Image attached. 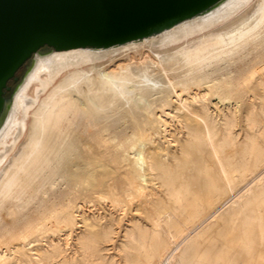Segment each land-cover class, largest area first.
Instances as JSON below:
<instances>
[{"label": "bare ground", "instance_id": "6f19581e", "mask_svg": "<svg viewBox=\"0 0 264 264\" xmlns=\"http://www.w3.org/2000/svg\"><path fill=\"white\" fill-rule=\"evenodd\" d=\"M263 34L264 0H217L160 32L122 44L37 50L0 112V264H77L51 240L50 249L25 243L35 229L55 226L49 214L58 204L48 207L42 198L23 212L16 203L39 176L48 179L60 171L67 182L94 189L103 182L94 170L108 173V163L118 166L123 160L131 168V191H144L150 181L159 180L173 203L155 216L154 209L147 212L154 216L152 231L138 223L127 231L126 264H264V147L250 139L238 145V152L231 110L238 98L223 93L225 85H238L264 94V40L257 42ZM248 45L253 46L244 53ZM235 56L239 64L250 57L248 70L236 76L217 67ZM257 98L264 118V96ZM226 103L228 114L221 109ZM260 117L250 112L244 119L256 126ZM220 122L227 130L222 136ZM62 145L72 157L57 154ZM109 152L115 154L111 162L97 159ZM111 232L107 229L106 235ZM83 238L80 243L87 246ZM26 245L32 252L24 251ZM93 258L90 264H96Z\"/></svg>", "mask_w": 264, "mask_h": 264}, {"label": "rangeland", "instance_id": "374dc122", "mask_svg": "<svg viewBox=\"0 0 264 264\" xmlns=\"http://www.w3.org/2000/svg\"><path fill=\"white\" fill-rule=\"evenodd\" d=\"M264 40V34L259 38V40L257 41L258 43H262ZM260 41V42H259ZM194 45V43H193ZM263 45H264V42H263ZM253 46V45H252ZM251 45H248L246 46V49L244 51V53H247L248 50L250 51V49L252 48ZM256 47H258V50L262 47L261 45H256ZM247 51V52H246ZM256 51V50H255ZM233 60H231L230 58L229 59H226L225 61H221L217 67L218 68H221L220 70L225 73L226 71L225 70H231L233 72L234 75H239L241 72L245 71L246 69L248 70V68L250 67V62H249V59H247L246 61H244L243 63L241 62L240 64L237 63L235 61L236 59V56L235 58L233 57L232 58ZM226 62V63H225ZM234 62V64H233ZM233 65H232V64ZM237 63V64H236ZM226 64V65H225ZM248 65V66H247ZM224 66H226L224 68ZM230 66V67H229ZM235 66V67H234ZM228 67V68H227ZM248 67V68H246ZM224 70H223V69ZM234 68H236V70H234ZM238 68V69H237ZM235 71V72H234ZM239 71V72H238ZM25 75V69H24V66L17 72V78L16 79H12L9 81L8 83V89L5 91V95L7 96H10L12 95V93L15 91V89L17 88V86L21 83L23 77ZM226 86V89L223 90V93H226L224 95H232L234 97H237L238 99H236V103L231 110H233L234 114H235V123L234 125L232 126V133H233V137L236 138V143H237V150L239 149L238 152H240V149H242L243 146H245L246 144H249L250 143V139H254L258 144L262 145V147H264V118H262L261 115L258 114L259 110H260V102H258V100L260 101V99H258L257 97L259 95H262L264 96V94H262L263 92L259 90V88H253V89H250L249 92L248 90H243L244 87H240L238 85H234L233 86ZM224 86V87H225ZM230 89H229V88ZM233 87V88H232ZM237 88V89H236ZM233 89V90H232ZM236 89V90H235ZM227 90V91H226ZM230 90V91H229ZM242 90V91H241ZM238 91V92H237ZM244 91H247V92H244ZM256 91V92H255ZM232 92V93H230ZM237 92V93H236ZM244 92V93H243ZM254 92V93H253ZM259 94H258V93ZM262 92V93H261ZM241 94V95H239ZM258 94V96H257ZM238 95V96H237ZM256 96V97H255ZM251 98V99H250ZM241 99V101L239 100ZM258 99V100H257ZM247 100V101H246ZM253 100V102H252ZM255 100V101H254ZM255 102V103H254ZM249 104V105H248ZM226 105V106H225ZM225 105H221V109H223V111H225L227 114L230 112V109H228L227 107V103ZM241 105L244 107H241ZM251 105H252V108L255 106V108H251ZM259 105V107H258ZM236 106V107H235ZM249 106V108H248ZM223 107V108H222ZM241 107V108H239ZM237 109V110H236ZM258 109V111H257ZM240 110V111H238ZM255 110V111H254ZM242 112V113H241ZM244 112V113H243ZM247 112H252V114H254V116L256 117H260L258 118L257 122L258 124H260L258 126L257 122H256V126L254 125H251L250 122L247 123V121L244 119V117L247 119V116L249 115V113ZM238 113V114H237ZM247 113V114H246ZM241 114V115H240ZM256 114H258V116H256ZM243 115V117H242ZM240 118V119H239ZM242 118V119H241ZM260 119V120H259ZM238 120V121H237ZM223 122V121H222ZM244 122V123H243ZM246 122V124H245ZM262 122V123H261ZM223 124V123H222ZM221 122L219 124H217V127H219V131H220V135L222 136V134L226 133V126L225 124L222 125ZM243 124V125H242ZM249 124V125H248ZM263 124V125H262ZM248 125V126H247ZM245 126H247L246 128H244ZM254 126V127H253ZM223 127L225 130H223ZM252 128V129H251ZM263 128V129H262ZM248 129V130H247ZM258 129V130H257ZM222 130V131H221ZM236 130V131H235ZM244 131V132H243ZM260 131V133H259ZM238 133V134H237ZM237 134V135H236ZM246 134V135H245ZM250 136H248V135ZM251 134V135H250ZM258 134L261 136L259 137ZM253 135V136H252ZM254 135H255V138H254ZM237 136V137H236ZM245 138H243V137ZM247 136V137H246ZM244 141H242V140ZM263 139V140H262ZM240 141H242L243 143H241ZM240 142V143H239ZM261 142V143H260ZM239 143V144H238ZM263 143V144H262ZM242 146L241 148L239 146ZM138 148V147H137ZM65 153L66 157H72V152H70L69 150H67L65 148V145H62L59 149V151L57 152L58 155H60L61 153ZM237 152V153H238ZM69 153V155H68ZM71 154V155H70ZM112 154V155H111ZM109 155V156H108ZM114 152H109L108 154H106V156L104 155V157H100L98 156L97 159L99 160H105V162H111V158L114 156ZM111 156V158H110ZM58 158V157H57ZM122 157H120L121 159ZM108 159V160H107ZM126 161V162H125ZM123 160L121 165H114L113 162L112 163H108L110 164V169L108 170L109 172H100L97 170V168L94 170V176L95 177H100L102 179V184L99 185V187H96V188H92L91 189V186L88 184L86 185L85 183L81 184V183H77V184H74V183H69L67 182V180L64 178L63 175H60L62 174V172L60 171H57L55 173V176L53 175L52 177L50 178H42L43 176H39L37 178L34 179V182L32 184V186L27 189V191L25 192V194L23 195L22 197V200L21 201H18L16 203L17 207L22 210L23 212H27V211H31L33 210V208H35L34 206H37L39 200H41L42 198H47L48 199V204L49 206L48 207H52L53 204L54 206L57 205L56 209L59 208L58 210H55V212H51L49 214L50 218H52V220H56V223H55V226L52 227L51 225L49 226V228L47 230H42V231H39L37 229H35V233L32 232V233H28L27 234V241L25 242L26 244L28 242H33L32 245H35V242H36V247L38 246V249H44V248H47L48 246V242L49 244L53 241L55 243H58L60 245H62L61 247H64L66 248L65 250V254L67 255V257L69 259L71 258H75L77 262V264H90L92 258L96 261V264H126L125 263V260H124V256H125V251L123 249V245L126 243L125 241L127 240V237H126V233L129 229H131L135 223H138L140 224L142 227L144 228H148L149 227V230L152 231V229H154V225L153 224V218L154 216L156 215V213L159 211V209H161L162 207L163 208H166V207H170V206H173L171 205L172 203V200L171 198L168 196V193H167V188L166 186H164L163 184L159 183V180L155 181L154 183V180L153 182H149L148 185H145L144 187V191H141V192H137L135 189L133 191H131V189H133L129 184V176L130 175L129 173L131 172L130 171V167L126 164H128V160ZM112 165V166H111ZM126 168L127 171H123L124 169ZM130 169H129V168ZM121 168V169H120ZM119 169V170H117ZM123 169V170H122ZM121 170V171H120ZM130 172H129V171ZM116 171V172H115ZM113 172V173H112ZM99 173V175H98ZM111 173V174H110ZM103 174V175H102ZM110 175V176H107ZM116 174V175H115ZM118 174V175H117ZM122 177H121V176ZM124 175V177H123ZM153 175V174H152ZM151 175V178H155V176ZM58 176V177H57ZM63 176V177H62ZM107 176V177H106ZM126 176V177H125ZM110 177V178H109ZM120 177V178H119ZM59 178V179H58ZM64 178V179H63ZM104 178V179H103ZM106 178V179H105ZM108 178V179H107ZM122 178H125V179H122ZM43 179V180H42ZM52 179V181H51ZM61 179V180H60ZM116 181V184H115V180ZM42 180V181H41ZM48 180V181H47ZM49 180L51 182H49ZM121 182H120V181ZM124 180L126 182H124ZM65 181V182H64ZM110 181V182H109ZM40 182V183H39ZM42 182V183H41ZM58 184H57V183ZM118 182L121 184L118 185ZM67 183V184H66ZM113 187H111V185ZM128 183V184H127ZM152 183V184H150ZM44 184V185H43ZM48 184V185H47ZM65 184V185H64ZM85 184V185H84ZM59 185V186H58ZM64 185V186H63ZM67 185V186H66ZM74 185V186H73ZM79 185V186H78ZM107 185V186H106ZM110 185V186H109ZM124 185V186H123ZM161 185V186H160ZM36 188H35V187ZM50 186V187H49ZM84 188H82V187ZM110 188H109V187ZM118 186V187H117ZM123 186V187H121ZM69 187V188H68ZM127 187V188H126ZM129 187V189H128ZM45 188V189H44ZM61 188H63L61 190ZM68 188V189H67ZM113 188V189H112ZM117 188V189H116ZM119 188V189H118ZM124 188V189H123ZM131 188V189H130ZM72 189V192L70 190ZM74 189V190H73ZM128 189V190H126ZM43 190V191H42ZM51 190V192H49ZM59 190V191H58ZM80 190V191H79ZM117 190H118V193H117ZM126 193H125V191ZM154 190V191H153ZM37 191V192H36ZM40 191V192H39ZM45 191L47 192V194H45ZM61 191V192H60ZM78 191V193L76 192ZM88 191V193L86 192ZM110 191V193H109ZM121 191V192H120ZM124 191V192H123ZM131 193H130V192ZM156 191V192H155ZM160 191V192H159ZM68 192V193H66ZM70 192V193H69ZM75 192V193H74ZM83 192V193H82ZM95 194H93V193ZM99 192V193H98ZM101 192V194H100ZM113 192V193H111ZM123 192V193H122ZM137 192V193H136ZM159 192V193H158ZM164 194H162V193ZM38 193V194H37ZM40 193V194H39ZM50 193V194H48ZM82 193V194H81ZM98 193V195H96ZM151 193V194H149ZM158 193V194H157ZM166 193V194H165ZM66 194V195H65ZM68 194V195H67ZM72 194V195H71ZM104 196H103V195ZM108 194V195H107ZM114 195V196H111V195ZM116 194V195H115ZM124 194V195H123ZM154 194H155V197H154ZM162 194V195H161ZM54 195V196H53ZM57 195V196H56ZM71 195V196H70ZM76 197L74 199V196ZM91 195H95V196H98L97 197H93ZM106 195V196H105ZM119 195V196H117ZM132 195V196H130ZM160 195V196H159ZM38 196V197H37ZM48 196V197H47ZM62 196V197H61ZM65 196V197H64ZM87 196V198L85 197ZM109 196V198H108ZM117 196V197H116ZM130 196V197H129ZM158 196V197H157ZM64 197V198H63ZM92 197V198H91ZM99 197L101 199H99ZM103 197V198H102ZM113 197V199L111 198ZM115 197V198H114ZM129 197V198H128ZM146 197V198H145ZM153 197V199H152ZM157 199L155 200L154 198ZM163 197V198H161ZM170 200H168V198ZM33 198V199H32ZM38 198V199H37ZM59 199L58 201L55 200V199ZM66 198V199H65ZM73 198V199H71ZM86 198V199H85ZM119 198V199H118ZM149 198V199H147ZM52 201H51V200ZM55 201H54V200ZM63 199V200H62ZM85 199V200H84ZM88 199V200H87ZM104 199V200H102ZM115 200V199H118L116 201H113L111 203V200ZM125 199V200H123ZM141 199V200H140ZM160 199V200H159ZM162 199V200H161ZM32 200V201H31ZM65 200V201H64ZM72 200H75L73 201V204H72ZM80 200V201H79ZM89 200H91L89 202ZM95 200V201H94ZM138 200V201H137ZM146 200V201H144ZM150 200V201H148ZM153 200V201H152ZM9 201H11V199H9ZM57 201V202H56ZM62 201V202H61ZM69 201V202H68ZM71 201V202H70ZM88 201V202H87ZM118 201V202H117ZM121 201V202H120ZM123 201V202H122ZM142 201V202H141ZM144 201V202H143ZM155 201V202H154ZM165 201V203H164ZM171 201V202H170ZM26 202V203H25ZM51 202V203H50ZM66 202V203H65ZM77 202V203H75ZM148 202V204H147ZM150 202V203H149ZM168 202V203H167ZM119 203V204H118ZM143 203V204H142ZM145 203V205H144ZM153 203V204H152ZM158 205H157V204ZM163 203V204H162ZM167 203V204H166ZM32 204V205H31ZM64 204V205H63ZM92 204V205H91ZM115 204V205H114ZM117 204V205H116ZM121 204V205H120ZM123 204V205H122ZM166 204V205H164ZM173 204V203H172ZM30 205V206H28ZM60 205V206H59ZM66 205V206H65ZM82 205V206H81ZM84 205V206H83ZM90 205V207H89ZM120 205V206H119ZM126 205V206H125ZM140 207L141 208H145V211H136L134 210L135 208L137 207ZM150 205V206H149ZM155 205V206H153ZM164 205V206H163ZM29 208H27V207ZM68 206V207H67ZM92 206V208H91ZM94 206V207H93ZM95 206L98 207L95 209ZM114 206H116L114 208ZM121 206L123 208H121ZM125 206V208H124ZM145 206V207H144ZM218 205H216L217 207ZM228 206L225 205L223 208L220 209L219 212H221L222 210L225 209V207ZM3 206L0 207V210L2 209ZM65 207V209L63 208ZM75 207V208H73ZM82 207V208H81ZM84 207V208H83ZM87 207V208H86ZM104 207V208H103ZM114 209H113V208ZM118 207H119V210H118ZM132 209H129L131 208ZM31 208V209H30ZM68 208V210H67ZM134 208V209H133ZM148 208V210H147ZM158 208V210H157ZM72 209V210H70ZM122 209V210H121ZM151 209H154L151 211ZM26 210V211H25ZM52 210V209H51ZM50 210V211H51ZM63 210V212L61 211ZM76 210V211H75ZM111 210V211H110ZM114 210V211H113ZM124 210V211H123ZM129 210V211H127ZM133 210V211H132ZM58 211H59V215H58ZM61 211V212H60ZM80 211V212H79ZM87 211V212H86ZM96 211V212H95ZM98 211V212H97ZM102 211V212H101ZM121 211V212H120ZM151 211L153 213L150 212V214H148L147 212ZM92 212V213H91ZM95 212V213H93ZM116 212V213H115ZM139 212V213H138ZM145 212V213H143ZM69 213V214H68ZM72 213V214H71ZM78 213V214H77ZM84 213V214H83ZM101 213V214H100ZM77 214V215H76ZM112 214V215H110ZM137 214V215H136ZM57 215V216H56ZM97 215V216H96ZM59 216V218H58ZM151 218L149 219L148 218ZM56 217V218H55ZM65 217V218H64ZM78 217V218H77ZM80 217V218H79ZM82 217V218H81ZM61 218L63 220H61ZM75 218V219H73ZM99 219V220H98ZM60 220V222L58 223V221ZM69 220V221H68ZM96 220V222H95ZM91 221V222H90ZM52 222V221H51ZM62 222V223H61ZM67 222V223H66ZM77 222V223H75ZM64 224V225H63ZM70 224V225H68ZM84 224V226H83ZM75 225V227H74ZM82 225V228L79 227ZM60 228H59V227ZM72 226V227H71ZM77 226V227H76ZM107 226V227H106ZM132 226V227H131ZM164 226V225H163ZM56 227V228H55ZM64 227V229H63ZM67 229H66V228ZM54 230H52V229ZM76 228V229H75ZM164 228V227H162ZM59 229L61 231H59ZM63 229V231H62ZM80 229V230H79ZM84 229V230H83ZM86 229V231H85ZM107 229H111L112 232L109 234V236L106 235V230ZM49 230V232H48ZM73 230V231H72ZM47 231V233H46ZM65 231V232H64ZM69 233H68V232ZM83 231V232H82ZM40 232V233H39ZM68 234H67V233ZM71 232V233H70ZM257 232V230H256ZM37 233V235H35ZM60 233V234H59ZM65 233V234H64ZM75 235H74V234ZM80 233V234H79ZM33 234V236H32ZM40 234V235H39ZM43 234V236L41 235ZM47 234H51V235H47ZM70 234V235H69ZM82 234H84V236H82ZM125 234V235H124ZM81 235V236H80ZM29 236V237H28ZM41 236V237H40ZM61 238H60V237ZM31 237V238H30ZM34 237V238H33ZM38 237V238H37ZM43 237H45L43 239ZM55 237V238H54ZM70 237V238H69ZM80 239L81 237L87 241V246L83 245L80 243L81 239L79 240L78 238ZM37 238V239H35ZM60 238V239H59ZM65 238V239H64ZM35 239V240H34ZM57 241H55V240ZM67 239V240H66ZM77 239V241H76ZM47 240V241H46ZM51 240V242H50ZM65 240V241H63ZM43 241V242H42ZM73 241V242H72ZM47 242V243H45ZM78 242V243H76ZM39 243V244H37ZM66 243V244H65ZM69 243V244H68ZM41 244V245H40ZM43 244V245H42ZM64 244V246H63ZM71 244L73 246H71ZM29 246L31 245H26L25 246V250L26 252L30 253L32 251H30L28 248ZM74 247V248H73ZM79 247V248H78ZM50 249V247H48ZM72 252V253H71ZM75 253V254H73ZM86 253H87V257L86 256ZM73 254V255H72ZM75 255V256H74ZM73 256V257H72ZM83 256V257H82ZM93 256V257H92ZM88 258V259H86ZM84 259V260H83ZM87 260V263H85ZM124 260V262H123ZM89 261V262H88ZM109 262V263H108Z\"/></svg>", "mask_w": 264, "mask_h": 264}, {"label": "water", "instance_id": "95a60500", "mask_svg": "<svg viewBox=\"0 0 264 264\" xmlns=\"http://www.w3.org/2000/svg\"><path fill=\"white\" fill-rule=\"evenodd\" d=\"M217 0H0V112L8 83L43 47H109L160 32Z\"/></svg>", "mask_w": 264, "mask_h": 264}]
</instances>
